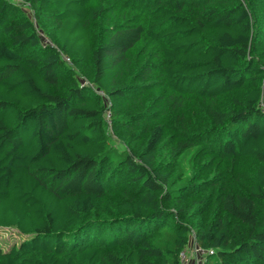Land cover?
<instances>
[{
    "label": "trees",
    "instance_id": "16d2710c",
    "mask_svg": "<svg viewBox=\"0 0 264 264\" xmlns=\"http://www.w3.org/2000/svg\"><path fill=\"white\" fill-rule=\"evenodd\" d=\"M112 1H0V264H264V0Z\"/></svg>",
    "mask_w": 264,
    "mask_h": 264
},
{
    "label": "rangeland",
    "instance_id": "374dc122",
    "mask_svg": "<svg viewBox=\"0 0 264 264\" xmlns=\"http://www.w3.org/2000/svg\"><path fill=\"white\" fill-rule=\"evenodd\" d=\"M1 1V0H0ZM9 1V0H8ZM11 1V0H10ZM241 1V0H240ZM242 2V1H241ZM14 3L21 12L25 13L28 17H30L32 19L33 17V12L32 9L30 7V5H28L27 3L24 2V0H19L18 2H12ZM99 3H103L106 6L110 7L109 10L112 11V16L117 17V15L122 12V9L120 7V2H115L113 4L112 0H95L94 5L99 4ZM145 4V2H144ZM128 7L130 8V5H128ZM136 11H139V8H136ZM125 16L130 17L131 15H135L134 13L129 15L127 12V10H125ZM48 25V24H46ZM35 29L37 31V33L39 34V41L41 45H45L48 44L47 40L44 38V35L41 33V30L39 29V26L34 23ZM262 32L264 33V21L262 22ZM262 34V33H260ZM256 52L258 54H260L261 56H263L264 58V36L260 39L259 45L257 44V47L255 48ZM135 55H139V53L141 54L140 56L142 57L141 59H148L151 55H158L157 53V46H155L153 43L144 40L141 42V44L137 47V49L134 51ZM67 63L69 66H71V61L70 62H65ZM157 73L158 70H156ZM81 72L80 71H74V76L78 79V81L85 86H88L87 81L83 79V76H81ZM156 77V78H155ZM154 77V80L157 81V76ZM154 82V81H153ZM155 84L157 85L158 83L155 82ZM158 91V90H156ZM155 95V94H154ZM151 97V96H150ZM103 103L108 106L109 102L106 99H102ZM123 104H121L122 106L126 105V102H122ZM263 105V104H262ZM170 126L168 125V128ZM174 127V125H173ZM172 129V125L171 128ZM105 134L106 137L108 139V143L111 147V149L113 150V152L115 154H120L124 151H127L128 148H126V146L122 143V141L120 139H118L112 132L111 130V126H107L105 128ZM172 135V131L169 130V133H167V136ZM177 138H179V136L176 134ZM174 135V137H176ZM176 142L175 138H173L171 140V146H172V142ZM170 147H164V151H168ZM194 154V151H191L190 155H188L187 157L182 156L181 158H179L176 161V164H174V173H180L183 168L182 167H186L188 166V164L190 165V160H191V156ZM167 160L168 157L166 158ZM253 166H255L254 164L250 163V162H241L240 164V168H241V173L243 172H247L249 174L253 173ZM109 205H111L109 203ZM25 237L20 235L15 229L11 228V229H3L0 232V246L3 249V251H8L11 247L13 246H17ZM173 238L169 235V234H165V236L162 238V244L166 243V242H170L172 243ZM188 252V255L190 257L191 260V264H199L200 261V257H198V255L194 252L195 248L192 244V240L189 239L188 244L186 246V249Z\"/></svg>",
    "mask_w": 264,
    "mask_h": 264
},
{
    "label": "built area",
    "instance_id": "2783aa9c",
    "mask_svg": "<svg viewBox=\"0 0 264 264\" xmlns=\"http://www.w3.org/2000/svg\"><path fill=\"white\" fill-rule=\"evenodd\" d=\"M11 1L12 2L13 1L14 2H18L19 0H11ZM63 59H64L65 62H69V59L68 58L63 57ZM95 93H96V95H98V96L106 99L104 97V95H103L102 92L96 91ZM104 120H105V123H106L107 126H111V121H110V115H109V113H106V115L104 116ZM192 244H193V246L195 248L194 252L198 255V257H200L199 264H202V260L204 258V255L206 254V252L203 251V250H201L200 248H198L194 243H192ZM208 253L211 254L212 252L210 251ZM178 264H191V260H190V257L188 255L187 250L184 249L183 251H181L179 253V255H178Z\"/></svg>",
    "mask_w": 264,
    "mask_h": 264
}]
</instances>
